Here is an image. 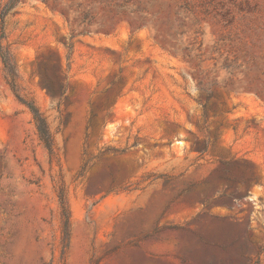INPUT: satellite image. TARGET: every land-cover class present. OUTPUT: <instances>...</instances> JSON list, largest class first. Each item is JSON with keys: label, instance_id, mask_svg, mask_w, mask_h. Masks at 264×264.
I'll use <instances>...</instances> for the list:
<instances>
[{"label": "rangeland", "instance_id": "rangeland-1", "mask_svg": "<svg viewBox=\"0 0 264 264\" xmlns=\"http://www.w3.org/2000/svg\"><path fill=\"white\" fill-rule=\"evenodd\" d=\"M0 50V264H264V0H0Z\"/></svg>", "mask_w": 264, "mask_h": 264}, {"label": "trees", "instance_id": "trees-1", "mask_svg": "<svg viewBox=\"0 0 264 264\" xmlns=\"http://www.w3.org/2000/svg\"><path fill=\"white\" fill-rule=\"evenodd\" d=\"M0 55L2 57L4 66H5V70L7 72V80H9L10 85L12 86V88L15 90V83H16V68L15 65L11 59L10 56L4 54L1 50H0ZM28 107L30 108V111L33 114V119L35 122V126L37 129V133L39 136V139L44 143L45 147L50 151V153H52L53 150V134L51 133L49 124L47 122V119L43 116V114L40 112V110L38 108H36L34 105H28ZM66 211V222H65V235L66 238H69L70 235V222H69V216L67 215V209H65Z\"/></svg>", "mask_w": 264, "mask_h": 264}]
</instances>
